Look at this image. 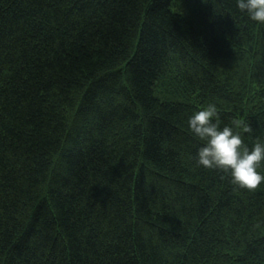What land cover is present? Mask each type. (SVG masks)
<instances>
[{"label": "trees", "instance_id": "16d2710c", "mask_svg": "<svg viewBox=\"0 0 264 264\" xmlns=\"http://www.w3.org/2000/svg\"><path fill=\"white\" fill-rule=\"evenodd\" d=\"M209 103L264 140L235 0H0V264H264V182L196 164Z\"/></svg>", "mask_w": 264, "mask_h": 264}, {"label": "clouds", "instance_id": "9594fccd", "mask_svg": "<svg viewBox=\"0 0 264 264\" xmlns=\"http://www.w3.org/2000/svg\"><path fill=\"white\" fill-rule=\"evenodd\" d=\"M236 8L251 21L264 25V0H235ZM217 108L209 103L188 118L190 132L200 142L196 151V164L205 169L228 173L230 182L238 188L255 190L264 182L257 169L264 161V140L256 139L249 147L241 132L232 127H221L217 122ZM243 133L252 129L244 125Z\"/></svg>", "mask_w": 264, "mask_h": 264}]
</instances>
